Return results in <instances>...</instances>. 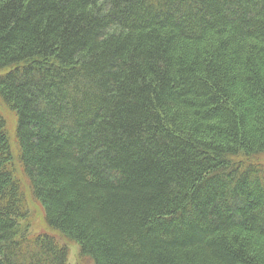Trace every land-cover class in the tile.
<instances>
[{"label": "trees", "instance_id": "obj_1", "mask_svg": "<svg viewBox=\"0 0 264 264\" xmlns=\"http://www.w3.org/2000/svg\"><path fill=\"white\" fill-rule=\"evenodd\" d=\"M0 101V264H68L22 180L93 264H264V0H0Z\"/></svg>", "mask_w": 264, "mask_h": 264}, {"label": "rangeland", "instance_id": "obj_2", "mask_svg": "<svg viewBox=\"0 0 264 264\" xmlns=\"http://www.w3.org/2000/svg\"><path fill=\"white\" fill-rule=\"evenodd\" d=\"M0 112L7 118L9 122V133H10V140L12 144V148L14 150L15 159L17 160V153H18V145L15 140V127H16V118L15 115L6 109L1 104L0 101ZM261 158H264V155H260ZM16 168V175L21 178V166L20 163L16 162L15 164ZM22 183L24 185V191H25V198L26 201H28L29 206L27 207V211L29 212V218L27 219L32 225L30 228L31 234H40V233H48L55 237L56 241L60 245H66L68 246V255H67V262L68 264H93V261L91 258L82 256L80 253V249L78 245H76L74 242L67 241L64 237H62L61 234L58 233L57 230L49 229L45 220L43 219L44 210L39 202L36 201L33 195V191L28 185V183L24 180H22Z\"/></svg>", "mask_w": 264, "mask_h": 264}]
</instances>
